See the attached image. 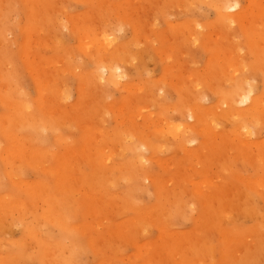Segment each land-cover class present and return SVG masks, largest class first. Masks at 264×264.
I'll return each instance as SVG.
<instances>
[{"label":"rangeland","instance_id":"374dc122","mask_svg":"<svg viewBox=\"0 0 264 264\" xmlns=\"http://www.w3.org/2000/svg\"><path fill=\"white\" fill-rule=\"evenodd\" d=\"M152 1L153 0H149L148 2L146 0H49L48 2H46L48 4H46L44 0H0V224L2 223L0 225V256L2 258H5L6 260L1 261L2 258L0 257V264H199L202 262H204L205 264H221L223 246L232 251L231 248H234L235 244L233 242L227 243V241H224L217 227L222 225V227H228L227 230L232 229L244 234L243 240L246 243V249L248 248V245L250 247H256L258 245V237H262L264 235V190H261V192L263 193L262 195V193H257L254 189L249 188L246 185V182L245 185L244 182L242 183L243 185L240 184V177H245L248 179L261 178L264 180V167H259V165H262L261 163H258L257 165L255 162H253V159L255 158L254 155L262 152L260 154L264 156V152L257 150L258 148L254 146V144L248 148L249 152L252 154L251 155L249 152H247V150L241 149L243 148V146L240 147V143L238 141L234 143L235 146L233 148L232 146H229V148H227V144L224 143L225 141L223 142L220 136L215 140V138L207 135L206 133H196L197 136H195L197 140L192 145H189V147L199 145L200 147H202V150L206 149L208 151L207 155L201 156L202 159H200L201 157L196 158L197 162L198 160H200V162H198L200 163L199 165L203 164V166H199L197 165V163L196 165L198 166V169L197 166L194 165V163L196 162L195 159L188 158V156H186L184 152L181 153L182 149L176 146V143L173 140L167 139L168 141L166 140V143L168 142L169 146L173 145V147H175L173 150L171 148L170 150L169 148L164 150L163 148H166L167 145L163 146L161 144L163 148L160 145V147L157 146L156 149L151 148V151L147 152L150 158H152L148 163H146L147 167L145 166V171H148L152 174L153 180H145L143 178L137 179L134 177L132 178L131 183H129L127 182L128 180L126 181L122 178L124 176H127L126 173L115 169L114 174L111 170V173L108 170L103 171L107 172L105 176L106 178L103 179H109L113 181L118 180L115 182L114 187L111 186L109 182L102 184V187H99L97 183V176H104L102 174V170H100V167H97V164L100 160L99 157L101 155V150H99V148L108 151V153H114V151H116L117 149L118 151H116L115 153H117L118 156L115 161L122 162L130 161L133 155L128 150L125 152H121V147L124 149L129 144V146L133 144H140L142 142V138L148 139V137H151V134L157 137L158 140H156L159 145L162 140L161 136L158 135L159 132L157 133L156 129L157 126L163 127L162 120H160V115L163 114L162 112L166 113L169 109L171 110L172 106L174 107V110L177 106V110H175V113H177L178 110H181L180 105H183V109L185 110L187 106L192 104L195 94L198 93V91L193 89L194 87L192 84H194V86L200 84L198 86L200 87L199 91L201 90L200 92H203V90H206V92L210 94L209 100H207L208 102L206 101L204 103L214 104L219 101L218 97L220 93L217 94L219 89L216 88L220 87L225 91L232 85L230 86L231 82L229 83V80H227V77L224 76V72H222L220 68L217 69L213 67V63H211V60L213 58L215 59V57L217 58V56L223 58L227 57L226 53H229L232 47L234 48L235 46H237L236 49L231 52L232 55L235 52L234 55L236 59L240 58L241 56V58L244 59H239L240 61L237 60L238 62H240V65L243 61L241 66H239L237 62V67L239 69H243V66H245V68L250 66L249 68H247L249 69L247 71L249 73L251 70L250 75L252 73L253 76L254 73L255 75H257L256 79H254L256 82L254 80L253 81L256 84L259 83V92H261L264 88V83L262 82L264 76L258 75L261 71L263 72V70L260 71L259 69L254 68L256 58L253 54L249 38L243 35V33L239 32L241 31L242 27L241 23H236V25L234 24L235 27L232 26L234 28H231V30L229 27L230 31H228V27L220 25L215 8L214 6L210 5V3L208 4L209 1L206 2L208 4L207 5L205 2H201L200 0H189L190 2L186 0L187 2H189L187 7L184 1V4L181 3L182 0H165V2L164 0ZM247 1L241 0V5L245 6V8L247 9L250 8L251 11L249 10L250 12L248 13L252 14L250 17L251 19L256 18V20H252L251 26L256 27L257 23V27L259 26L260 28L263 20H261L262 18L260 17L258 18V16L255 17L254 15H258L260 13L261 8L259 5L262 4L264 0H256L258 1L257 4H254L252 7H250V0ZM105 2H108L109 4L111 2L112 4L108 6L109 4L107 3L106 6ZM191 2L192 7L189 5L191 4ZM127 3H129V5H127ZM172 3L174 5H171ZM163 4H165L166 7L168 5L170 7L164 8ZM199 4L202 5L199 6ZM203 4L207 6H204ZM111 6L113 10L112 8L110 9ZM125 6L130 7L129 9L127 8V10ZM45 9L47 12L45 11ZM164 9H166V11ZM73 16L75 18H73ZM129 18L131 19V22H129ZM132 18L134 19L132 20ZM258 20H260L261 23ZM190 21L192 24L190 23ZM89 23H91L92 25H89ZM196 24L198 28H202L205 26V28H202V35L199 34L203 36L201 37L200 42L198 41V43H202L200 45H198V43L194 44L193 42L195 34H193V37L190 36L193 33L192 29L194 30L197 28L195 26ZM186 25L188 26L187 31L184 29L187 27ZM65 27H67L68 30H66ZM78 27H80L82 30H80ZM94 27H96L95 30ZM181 27L184 30H182ZM201 28H199L200 31L202 30ZM38 29L39 31H37ZM222 29L224 31L227 30L226 33ZM107 30L110 33H113V35L114 31L115 33L118 32L116 33L118 36H116V34L114 36L120 38L117 39H119V42H122L123 47L126 45L124 49L127 52L123 57L126 56V58L130 59L128 61H132L130 63H125L126 65L128 64L127 66H125V69L127 70L129 68L127 70L129 76L128 86L131 85V87H128L129 90L123 88L122 86L110 89L99 88L97 90V86L94 87V84L90 82L89 76L92 75V72L96 69V61L93 60L94 58H90L91 56L89 54L91 50H88L89 48H87L86 50H82L86 46H90L88 44L90 40L89 38H85L86 40H89L86 42V40L81 39V36H85L88 34H92V36L103 35L104 31ZM215 32H217V36ZM218 33L221 34L220 37L216 39L220 40L218 42V40L215 39L217 41L216 42L214 41L212 35L215 34V36L218 37ZM223 35H225L226 38ZM182 36H184V38ZM237 36H242L240 38L242 41H240L239 37ZM60 37L65 41L61 39L63 42H59ZM148 37L150 40L148 39ZM236 37L237 39H235ZM79 38L81 41L79 40ZM171 38L175 41H172ZM175 38H179V42H177V39ZM231 38L233 44H231ZM147 39L148 41H145ZM224 39L226 40V42H228L227 45ZM233 39L237 41L234 42ZM54 41L56 43H54ZM79 42H81V44L86 43L84 44V48H82L83 45L81 46ZM240 42H242V44ZM185 43L189 44L186 46ZM211 43L213 44L211 45ZM127 44L128 49L132 47V49L130 48L131 50L127 49ZM78 46L82 49H80ZM239 46L240 48L248 49L244 51L243 49L239 50ZM36 47L37 49H35ZM222 49H224V51ZM173 50L174 52H172ZM237 50L240 52H237V56H239L238 58L236 56ZM133 53H135V55ZM135 58H137V60H135ZM67 60L68 65L64 66V61ZM30 62H34V64H30ZM62 62L64 63V65ZM133 62L134 64H132ZM246 62L248 63V66L245 65ZM259 67H264V65ZM40 69H42L40 74L43 77L40 76L39 73H37L38 71H40ZM68 69L69 71H66ZM62 70H65V72H62ZM53 72H55V74ZM236 72L237 71H235V73ZM38 76L39 78H42L39 79ZM208 76L209 79H207ZM211 76L214 79L216 78L217 81H223H216L214 87L213 85L215 80L212 79ZM161 77H163V80H157ZM185 78V84L188 83L185 86V90L188 91L186 93L183 89V91H181V96L180 92H178L177 89L174 88L181 86V81L183 82ZM38 79L42 82L44 81L45 83L46 88L43 93L49 92L44 98L46 99L45 104L43 103L44 107L39 102L40 91ZM194 79H196V81ZM49 81L51 82L48 84ZM178 81H180V84H178ZM175 82L176 85L179 86L176 87L175 85L174 87ZM226 82H228L229 85H227ZM88 83L90 84L89 86L86 85ZM217 83H219L220 85L218 86ZM92 84L93 87L91 86ZM133 84L135 86L137 85L138 87L136 86L134 87V89H132ZM190 85L192 87H190ZM157 86L158 88L164 87L165 92H167L165 94L167 95L165 96V98L167 97V99L164 100H168L169 102H165V107L163 104L164 101L162 99H160L158 102H154V100V104H152V101L148 102V100H151L152 97L149 96L148 93H150L152 89L156 90L155 87L157 88ZM186 87L191 91L189 89H186ZM212 87H214L216 91H214ZM63 88L64 90H67L65 92V97L67 98L70 96L69 98H67L68 100L66 98L60 100L61 96L59 94V90H61L62 92ZM91 88H93L94 91H92ZM136 88L137 91L135 90ZM222 89H220L219 92H221ZM193 91L196 92L194 93ZM145 92H147L146 94L148 95L147 102L148 104H150L149 106L151 107L156 105L155 108L153 107L154 109L151 108L146 110L147 107H149L147 106V102H145L146 100L144 99V101H141V99H139L142 98L143 100V97H146ZM55 93H57L58 97ZM66 93L69 94L67 95ZM183 94L188 95V97H186V95L184 96ZM137 95H139L140 97H138ZM179 95L181 98L179 97ZM138 99L141 101L142 105L140 103H137ZM161 100L163 102H161ZM119 104H121V106ZM158 104L159 107H157ZM19 105L22 108V112L17 111V109L20 110V108L18 107ZM94 106L97 107L95 108ZM122 106H124V108L126 106L127 113L124 112L126 111V109L121 110ZM142 106L144 107V115H147L148 113L153 111V125L149 123L147 119H145L146 117L135 116L139 114L138 111L140 109L138 110V107L142 108ZM48 107L51 108L52 111L49 110ZM92 107L93 109H96V111L92 110ZM109 107L111 108L108 109ZM24 108L29 109L28 112L27 110L23 112ZM47 110L51 111V113L45 114L44 111ZM104 110L107 112H105ZM170 110L168 113L174 116H178V114L180 113L178 111L179 113L175 115V113L171 112ZM129 112L131 113L129 114ZM134 112H136L137 114ZM17 113H19L20 115L18 116L19 121H17ZM119 113H121V115H119ZM170 114H168L169 117H174ZM13 115L16 117L14 118ZM125 115L127 116L125 117L127 119L123 117ZM75 116L76 120H79V122H77L76 120H71L73 118L75 119ZM96 116L98 119L96 118ZM156 116L157 120L155 119ZM162 116H165V114H163ZM209 116L208 118H211L212 114ZM52 117H54V120L56 121L54 125H57V130H32L31 123H33L35 119L46 120L51 119ZM81 118L85 120L81 122ZM123 118L124 120H122ZM143 119L145 120L143 121ZM7 120L9 122H7ZM5 121L7 123H5ZM11 122L15 125L10 127V125H12L10 124ZM156 122L157 125L154 126ZM221 122L223 124L222 129L227 131L231 129V121L221 119ZM58 123H60L61 125ZM140 123L143 124L140 125ZM4 124L8 126V129L3 130V128H7V126H5ZM3 125L5 127H3ZM85 126H87L88 128H85ZM199 126L198 129L200 130ZM16 127L18 128L16 129ZM135 130H137V132H135V135L133 133L131 136L130 133L132 132L130 131ZM100 131L102 132V135H100ZM116 132H119L121 134V137L117 138L116 136H114V139L111 136H113V134ZM103 133L106 134V137L103 136ZM136 133H138V135ZM58 134L62 135L65 138L67 144L64 141H61L60 143V141L56 139ZM55 135L56 137H54ZM127 135L128 137L131 136L132 139L134 135V140L130 138L132 143L129 141L130 139L127 137ZM141 135L143 137H140ZM255 135V137H253V140L256 139L257 141L260 140L264 142L263 127H260ZM100 136H103V139H105L103 142L99 140L101 138ZM135 136H137V138H135ZM67 137L68 140L66 139ZM96 137H98L99 139L97 140ZM124 137L128 138L126 140L129 141L128 143H124ZM121 139H123V143ZM63 142L65 144H62ZM149 142L150 141L148 140V142L146 143L149 144ZM224 145L227 151L224 152L223 155L213 154L212 151L209 150V148L212 146H215V148H223L222 146ZM107 146H112L113 148H110L111 150L109 151V148L105 149V147ZM94 147L96 148L95 150L93 149ZM161 148L164 151H162ZM83 149H86V153H88L92 149V157L87 158L86 154L83 152ZM157 149H160V153H158L159 151ZM34 150L35 152L42 151L41 153H45L46 151L50 153H46V157H48L49 155L52 157H49L50 160L46 158L44 159V156L39 153V159H36L38 152H36V155H34ZM228 150H231L232 152H229ZM204 152L205 150L202 152V154ZM227 152L229 153V155H227ZM245 152L249 154L250 161L248 160L247 164H245L246 159H244V156L242 155V153ZM123 153L125 157L122 156ZM156 153L159 154L160 159L164 161H160V163H158L157 161H159L160 159L158 160V158H156L159 156ZM53 154L55 155L53 156ZM74 154H77V156ZM4 155L5 157H3ZM224 155L227 156L225 157ZM40 156L43 159H40ZM84 157H86V159L88 160L85 161V159H83ZM206 157H208L207 160ZM224 157L227 159V161ZM233 157L237 160V162H234L235 160L233 159ZM188 159H190L191 162H189ZM192 160H194V162H192ZM187 161L189 162L188 164L186 163ZM178 162H180V165L178 164ZM232 163V167L234 169L230 166ZM32 164L33 166H31ZM164 164H166L169 169L166 165L165 167ZM227 164L229 165V167ZM253 164L254 166H251ZM255 165H257V167ZM175 167L176 169H174ZM224 167L226 171L224 170ZM67 168L69 169V171L65 174ZM194 168H196V170ZM203 168L206 173L204 172ZM49 171L51 173L55 172V174L52 173L53 176H51V173H49ZM169 171H171L172 173ZM195 172L197 173V175ZM208 172H210V175L208 174ZM207 174L209 176H207ZM220 174L222 175L220 178L222 181H220V179H216V181L224 185H222L223 190L221 191L216 189L215 186L219 185H217L218 183L214 179L215 182H212L213 186H209V189L212 190H209L211 195L208 194L206 195L207 198L203 197L201 199L202 194H200L201 196H198L199 194L197 195L194 189V187H199V185L197 184L195 186L193 181H206V179L208 180L207 177L210 178L212 175H217L218 177H220ZM85 177L87 180H85ZM177 177L179 178L178 183ZM204 177H206V179ZM82 178L84 180H82ZM159 178H162V180L166 179L165 181L167 182L162 181ZM171 179H174V181H171ZM181 179L183 181L184 179L187 181H184L186 183V185L183 184L185 185L184 187H181V183L183 182ZM77 180L79 183L77 182ZM225 180L227 184L224 183ZM160 181H162L163 183ZM210 181L212 180L210 179ZM20 182L22 184H27L20 185ZM66 182L67 184L68 182H70L71 184L66 185ZM201 183H203V188L208 187L204 186V182ZM228 183L230 184L229 186ZM61 186H64L62 187L63 189H61ZM234 188H237V191ZM238 189L240 190L238 191ZM36 190H38L39 192ZM249 190H252V192ZM57 191L58 195L56 194ZM241 191L245 193V198L247 197V195L248 197L250 196V206L253 210L254 215L244 216L242 213L240 214V205L245 201L243 200L241 203ZM41 192H43L44 194ZM161 192L165 194L162 195L163 193L161 194ZM250 192L252 194H250ZM113 194L118 195L119 197L113 199ZM123 194L130 197L132 202L135 201V204L131 203L130 206H126L123 199L121 198V195L123 196ZM158 194H161L163 196L162 200L159 198ZM52 195L56 197V200L54 201L55 206L51 209L55 210L57 214L63 216L64 219L65 217L63 212L67 211L65 212V216L68 220H65L69 224L72 223V226H77L78 231L63 229L57 223L47 222L43 219L44 211L49 208L48 202H46V198ZM94 196L96 197L94 198ZM232 197L237 198H234L232 200ZM1 200L4 202H2ZM215 200L217 201V204L215 203ZM174 201L176 202L175 204ZM178 201L184 203V205L186 206L185 210L182 211L178 206H176ZM209 202H211L212 204V206L211 204L209 205L211 206V208H208L207 206ZM219 203L220 207L218 205ZM216 205L217 208H213L214 206L216 207ZM65 207L67 209H65ZM190 207H192V209L195 211H193ZM98 209L99 213L96 212ZM215 209H218L217 211H220L217 219L215 217H211L209 215L210 213H208L211 210ZM152 210V219L145 218V216H147L146 212ZM229 210L232 212H229ZM140 211H144L145 215H143V213H141ZM232 213L233 215H231ZM69 215H71L72 217ZM222 215H225V217ZM228 215H231L232 217L230 216L229 218ZM169 216L172 218L168 219ZM206 216L210 218H205ZM166 218L168 219V221ZM131 221H133V223ZM157 221H159L160 225ZM137 224L139 225L138 227L136 226ZM126 227H128L129 229H127ZM32 229H36L39 234L41 233L40 235L42 236H50L56 243H58L57 245L60 251L56 254L57 257L54 261L52 260L54 256L51 255L52 252L50 251L49 253H47L48 256L50 254V257H48L44 254L43 248L39 246V244H37L38 242L35 238H33L31 232ZM197 229L198 231H196ZM127 234L129 236H127ZM199 234L203 238L199 237ZM195 235L197 238H199V240L196 237V239L194 238ZM190 240H192V243ZM254 241L255 243H252ZM203 242L208 244L211 248H205V244ZM168 243L171 244L169 245ZM258 250L259 249L257 246V251ZM240 253L241 250L238 252V254ZM263 257L264 254L262 255V257H259L260 260L258 264H264Z\"/></svg>","mask_w":264,"mask_h":264},{"label":"bare ground","instance_id":"6f19581e","mask_svg":"<svg viewBox=\"0 0 264 264\" xmlns=\"http://www.w3.org/2000/svg\"><path fill=\"white\" fill-rule=\"evenodd\" d=\"M39 1H41V0H39ZM45 1V3L46 2H48L49 0H44ZM147 2L149 1V0H146ZM151 1V0H150ZM154 1V0H153ZM152 1V2H153ZM156 1V0H155ZM159 1V0H158ZM157 1V2H158ZM179 1H181V0H179ZM185 2V5H186V7L188 6V3L190 2L189 0V2H187L186 0H182V2L181 3H183L184 4V2ZM194 1V0H193ZM201 2H207V1H209L208 2V4L210 3V5H212V6H214V8H215V11H216V14H217V16H218V21H219V23H220V25H224V26H226V27H228L227 29H228V31H230L231 30V28H234L235 27V25H236V23L237 24H239V23H241L242 25V27H241V31H239V30H237V31H239V32H241V33H243V35H245L247 38H249V40H250V45L252 46V51H253V54H254V56H255V58H256V62H255V65H254V68H256V69H259L260 71L261 70H263V72L261 71L259 74L258 73H256V74H258V75H263L264 76V67H259V66H263L264 65V2L262 3V4H260L259 6H260V8H261V11H260V13L258 14V15H254L255 17H257L258 16V18L260 17V18H262L261 20H263L262 21V23H261V21L260 20H258V21H260V23L262 24L261 26H260V28H259V26L257 27V23H256V27H252L251 25H252V20H256V18H253V19H251L250 17H251V13H248V12H250L251 10H250V8L249 9H247V8H245V6H243V5H241V0H200ZM247 1V0H246ZM51 2V1H50ZM164 2H165V0H164ZM248 2V1H247ZM257 2L258 1H256V0H250V3H251V6L250 7H252L254 4L256 5L257 4ZM107 3L108 2H105V5L107 6ZM150 3V2H149ZM175 3V2H174ZM197 3V2H196ZM1 4V3H0ZM30 4V3H29ZM28 4V5H29ZM36 4V3H35ZM35 4H34V6H35ZM38 4V3H37ZM46 4H48V3H46ZM45 4V5H46ZM103 4V3H102ZM109 4V3H108ZM110 4H112L111 2H110ZM110 4L108 5V6H110ZM179 4H180V2H179ZM207 4V3H206ZM207 4V5H208ZM104 5V6H105ZM127 5H129V3H127ZM164 5V8H167V7H170L169 5H170V3H169V5L166 7V5L165 4H163ZM162 5V6H163ZM171 5H174L173 3L171 4ZM190 6L192 5V2H191V4H189ZM202 4H199V6H201ZM204 5V4H203ZM207 5H204V6H207ZM50 6V5H49ZM103 6V7H104ZM132 6V5H131ZM161 6V5H160ZM189 6V7H190ZM193 6H194V4H193ZM199 6H197V7H199ZM4 7V6H3ZM38 7V6H37ZM124 7V6H123ZM126 7V6H125ZM129 7L130 6H127L126 7V9L128 8L129 9ZM182 7V6H181ZM192 7V6H191ZM36 8V7H35ZM108 8V7H107ZM112 8V6L110 7V9ZM157 8H158V6H157ZM196 8V7H195ZM201 8V7H200ZM208 8V7H207ZM255 8V7H254ZM50 9V8H49ZM127 9V10H128ZM185 9V8H184ZM256 9V8H255ZM42 10V9H41ZM51 10V9H50ZM66 10H67V8H66ZM112 10H113V8H112ZM156 10V9H155ZM165 11H166V9H164ZM250 10V11H249ZM45 11H46V9H45ZM52 11V10H51ZM163 11V10H162ZM256 11V10H255ZM254 11V12H255ZM259 11V10H258ZM47 12V11H46ZM50 12V11H49ZM68 12V11H67ZM161 12V11H160ZM52 13V12H51ZM55 13V12H54ZM130 13V12H129ZM166 14V13H165ZM128 16V15H127ZM93 17V16H92ZM96 17V16H95ZM131 17V16H130ZM73 18H75L74 16H73ZM168 18V17H167ZM257 18V19H258ZM15 19H17V18H15ZM92 19V18H91ZM128 19V18H127ZM134 18H132V20H133ZM139 19V18H138ZM50 20V19H49ZM75 20V19H74ZM129 22H131V19L129 18ZM137 20V19H136ZM11 21V20H10ZM38 21V20H37ZM144 21V20H143ZM5 22V21H4ZM56 22V21H55ZM60 22V21H59ZM120 22V21H119ZM140 22H142V21H140ZM145 22V21H144ZM170 22V21H169ZM168 22V23H169ZM256 22V21H255ZM152 23V22H151ZM190 23H191V21H190ZM215 23H217V22H215ZM214 23V24H215ZM259 23V24H260ZM118 24H120V23H118ZM117 24V25H118ZM170 24V23H169ZM168 24V25H169ZM172 24V23H171ZM188 24H189V22H188ZM192 24V23H191ZM213 24V25H214ZM235 24V25H234ZM89 25H92L91 23H89ZM140 25V24H139ZM255 25V24H254ZM61 26V25H60ZM65 26V25H64ZM123 26V25H122ZM187 26V25H186ZM196 27V29H192V31H193V33L190 35V36H192L193 37V34H195V37L193 38V42H194V44L195 43H198V41L200 42V39H201V37H203V36H201L202 34H201V32H203V29L202 28H205V26L204 27H199V28H201L202 30L200 31L199 30V28H198V26H197V24L195 25ZM201 26V25H200ZM203 26V25H202ZM208 26V25H207ZM212 26V25H211ZM215 26V25H214ZM232 26H234V27H232ZM62 27V26H61ZM111 27V26H110ZM117 27H120V26H117ZM217 27V26H216ZM219 27V26H218ZM229 27H230V30H229ZM56 28V27H55ZM66 28V30H68L67 29V27H65ZM80 30H82L80 27H78ZM92 28V27H91ZM95 28L96 27H94V30H95ZM123 28V27H122ZM137 28H138V26H137ZM137 28H136V30H137ZM187 28H188V26L186 27V28H184L186 31H187ZM237 28V27H236ZM40 29V28H39ZM39 29L37 30V31H39ZM61 29V28H60ZM119 29V28H118ZM141 29V28H140ZM181 29L182 30H184L182 27H181ZM219 29V28H218ZM62 30V29H61ZM78 30V29H77ZM99 30V29H98ZM181 30V31H182ZM217 30V29H216ZM220 30V29H219ZM223 30V29H222ZM79 31V30H78ZM103 31V30H102ZM121 31V30H120ZM119 31V32H120ZM189 31V30H188ZM224 31V30H223ZM226 31L227 30H225L224 32L226 33ZM15 32V31H14ZM152 32V31H151ZM233 32V31H232ZM43 33H45V32H43ZM91 33V32H90ZM116 33H118V32H116ZM115 33V31H114V35L116 34ZM197 33V34H196ZM217 32H215V34H216ZM237 33V32H236ZM98 34V33H97ZM137 34H138V32H137ZM165 34V33H164ZM167 34V33H166ZM185 34H187V33H185ZM199 34H201V35H199ZM215 34L214 35H212V37L214 38V41H216V40H218V39H216V38H219L220 37V34L221 33H218V37H216L217 36V34H216V36H215ZM6 35V34H5ZM44 35V34H43ZM83 35V34H82ZM113 35V33H110L108 30L107 31H104V33H103V35H94V36H92V34H88V35H85V36H81V39L82 40H86L85 38H89V40H86V42L87 41H89V45L90 46H86L85 48H84V44H86V43H83V44H81V42H79V44H81V46L83 45V47L82 48H84V49H82V48H80L79 46V48L80 49H82V50H86L87 48H89L88 50H91V52H90V58H94L93 60H95L96 61V69L92 72V75H90L89 76V79H90V82L91 83H93L94 84V87L95 86H97V90L100 88H106V89H110V88H117V87H119V86H122L123 88H125V89H127V90H129L128 89V87L130 86L131 87V85H129L128 86V78H129V76H128V67H126V68H128L127 70L125 69V66H127L125 63L127 62H132V61H128V60H130L129 58H126V56L125 57H123L124 56V54H126V50L124 49L125 47H126V45L123 47L122 46V42H119V37H116V36H118L117 34H116V36H114ZM58 36H60V35H58ZM120 36V35H119ZM145 36V35H144ZM144 36H142V37H144ZM165 36V35H164ZM189 36V37H190ZM225 38H226V36L225 35H223ZM222 36V37H223ZM230 36V35H229ZM183 38H184V36H182ZM191 37V38H192ZM222 37H221V39H222ZM232 37V36H231ZM237 37H239V39L242 37H240V36H237ZM237 37L235 38V39H237ZM117 38H119V39H117ZM155 38V37H154ZM188 38V37H187ZM228 38V37H227ZM61 39H63V38H61L60 37V41L59 42H61L62 40ZM146 39V38H145ZM148 39H149V37H148ZM148 39L147 40H145V41H148ZM172 39V38H171ZM175 39H177V42H179L178 40H179V38H175ZM216 39V40H215ZM238 39V40H239ZM59 40V39H58ZM57 40V41H58ZM64 40V39H63ZM79 40H80V38H79ZM150 40V39H149ZM174 39H172V41H173ZM220 40V39H219ZM219 40H218V42H219ZM225 40V39H224ZM231 40V44H233V42H232V38L230 39ZM234 40V39H233ZM6 41H7V39H6ZM56 41V40H55ZM54 41V43H56ZM65 41V40H64ZM81 41V40H80ZM171 41V40H170ZM175 41V40H174ZM188 41V40H187ZM228 41V40H227ZM235 41H237V40H234V42ZM240 41H242L241 39H240ZM16 42V41H15ZM51 42V41H50ZM63 42V41H62ZM85 42V41H84ZM136 42V41H135ZM141 42V41H140ZM217 42V41H216ZM225 42H226V40H225ZM5 43V42H4ZM52 43V42H51ZM58 43V42H57ZM134 43V42H133ZM143 43V42H142ZM159 43V42H158ZM171 43V42H170ZM175 43V42H174ZM227 43L228 42H226V45H227ZM237 43V42H236ZM241 44H242V42H240ZM239 43V44H240ZM59 44V43H58ZM62 44V43H61ZM64 44V43H63ZM87 44V45H88ZM130 44H132V43H130ZM173 44V43H172ZM177 44V43H176ZM186 44V43H185ZM189 43H187L186 44V46L188 45ZM200 44H202V43H198V45H200ZM213 43H211V45H212ZM219 44V43H218ZM1 45V44H0ZM5 45V44H4ZM36 45V44H35ZM49 45V44H48ZM53 45V44H52ZM149 45V44H148ZM183 45V44H182ZM181 45V46H182ZM222 45V44H221ZM7 46H8V44H7ZM145 46V45H144ZM202 46V45H201ZM206 46V45H205ZM240 46H243V45H240ZM240 46H239V50L240 49H243V48H240ZM1 47V46H0ZM130 47V46H129ZM208 47V46H207ZM236 47L237 46H235L234 48L232 47V49L229 51V53H226L227 54V57H218L217 56V54H216V56H217V58L215 57V59L213 58L212 60H211V63H213V67H215V68H220L221 69V71L222 72H224V76L225 77H227V80H229V83H230V86H228V87H230L229 89H227V90H223L222 88H220V87H217L216 89H219V91H220V89H222L221 90V92H217V94H219V101L217 102V103H210V104H206V103H204V102H206L207 100H209V95L210 94H208V92H206V90L204 91L203 90V92H200L199 91V89H200V87H198L200 84H197V85H195L194 86V84H192L193 85V89L194 90H196V91H198V93H196L195 94V96H194V98H193V100L194 101H192V104H190L189 106H187V108H185V110L183 109V105H180L181 106V110L178 112L177 111V113H179L178 114V116H174V115H171L170 113H168L169 112V110H168V112H162L163 114H165V116H162L163 114H161L160 116V120H162V125H163V127L162 126H157V129H156V131H157V133H158V135L159 136H161V140H162V142H160L159 143V145H158V142H157V137L156 136H154V135H150L151 137H148V139L147 138H145V139H141L142 140V142L140 143V144H133V145H131V146H129V145H127V147L126 148H122L121 147V152H125V151H129V152H131V154L133 155V157L130 159V161H122V162H118V161H115L116 159H117V156H118V154L117 153H115L116 151H118L117 149H116V151H114V153L112 152V153H108V151H106V150H102V149H100L99 148V150H101L100 152H101V155H100V157H99V163L97 164V167L99 166L100 167V170H102V172L103 171H109L110 172V170L112 171V173L114 174V171H115V169H117V170H119V171H121V172H125L126 173V177L124 176V177H122L123 179H125L127 182H129V183H131V180H132V178H143V179H145V180H153V178H152V174L151 173H149L148 171H145V166H146V163H148L149 161H150V159L152 158H150V156L148 155V151H151V148H154V149H156V147L157 146H159L160 147V145L162 144L163 146L165 145H167L166 146V148H163L162 147V145H161V147L165 150V149H168L169 148V150H170V148L173 150L175 147H173V145H171V146H169L168 145V142L166 143V140L168 139V140H173L175 143H176V146H178L179 148H181L182 149V151H181V153L182 152H184L185 154H186V156H188V158H190V159H195V163H194V165L195 166H197V165H199L200 163H198V162H200V160H198V162H197V160H196V158H200L201 156H203V155H207L208 154V151L206 150V149H201L202 147H200L199 145H197V146H194V147H189V145H192L197 139H196V133H200V132H203V133H206L207 135H209V136H211V137H213V138H215V140L217 139V137H221V139L223 140V142L224 143H226L227 144V148H229V146H232V148L235 146L234 145V143L236 142V141H238L239 143H240V147L241 146H243V148H241V149H244V150H247V152H249V147H251L253 144H254V146H256L258 149L257 150H259V151H263L264 152V142H262V141H260V140H253V137H255L256 135H255V133H257V130L260 128V127H263L264 128V88L262 89V91L261 92H259L260 90H258L259 89V87H258V84H256L255 82V80L254 79H256V76L257 75H255V73H254V76L251 74L250 75V72H251V70H250V72L248 73V71L247 70H249V69H247V68H249L250 66H248V63L246 62L245 63V65L246 66H248L247 68H245V66H243L244 68H245V71H244V68L243 69H239L238 67H237V65L240 63V62H238V61H240L239 59H243V58H238L239 56H237L238 55V53H240L238 50L236 51V56H237V58L238 59H236V57H235V55H234V53H233V55H232V53L231 52H233L234 51V49H236ZM245 47V46H244ZM49 48V47H48ZM131 49H132V47H130ZM129 48V49H130ZM155 48V47H154ZM184 48V47H183ZM31 49V48H30ZM35 49H37V47L35 48ZM127 49H128V44H127ZM128 49V50H129ZM130 49V50H131ZM138 49V48H137ZM248 48H244L243 49V51L244 50H247ZM51 50V49H50ZM223 51H224V49H222ZM226 50V49H225ZM32 51V50H31ZM30 51V52H31ZM169 51V50H168ZM177 51V50H176ZM211 51V50H210ZM209 51V52H210ZM223 51H221V52H223ZM87 52V51H86ZM137 52V51H136ZM139 52V51H138ZM141 52V51H140ZM172 52H174V50L172 51ZM171 52V53H172ZM217 52V51H216ZM248 52V51H247ZM42 53V52H41ZM157 53V52H156ZM184 53H185V51H184ZM244 53V52H243ZM72 54H73V52H72ZM134 55H135V53H133ZM164 54H165V52H164ZM228 54H229V56H228ZM242 54V53H241ZM71 55V54H70ZM248 55V54H247ZM246 55V56H247ZM75 56V55H74ZM73 56V57H74ZM152 56V55H151ZM171 56V55H170ZM134 57H137V56H134ZM165 57H167V56H165ZM77 58V57H76ZM220 58V59H219ZM40 59H42V58H40ZM63 59V58H62ZM61 59V60H62ZM52 60V59H51ZM64 60V59H63ZM75 60V59H74ZM92 60V59H91ZM135 60H137V58H135ZM238 60V61H237ZM244 60V59H243ZM46 61H47V59H46ZM251 61V60H250ZM65 62V65H64V63H63V65L64 66H67L68 65V60L67 61H64ZM209 62V61H208ZM237 62H238V64H237ZM243 62V61H242ZM242 62H241V65H242ZM249 62V61H248ZM67 63V64H66ZM81 63V62H80ZM30 64H34V62H30ZM59 64V63H58ZM70 64V63H69ZM132 64H134V62L132 63ZM244 64V63H243ZM57 65V64H56ZM240 64H239V66H241ZM9 66V65H8ZM43 66V65H42ZM63 66V67H64ZM132 66V65H131ZM32 67V66H31ZM33 67H34V65H33ZM50 67H51V65H50ZM83 67V66H82ZM85 67V66H84ZM175 67V66H174ZM178 67V66H177ZM67 68V67H66ZM65 68V69H66ZM180 68V67H179ZM242 68V67H241ZM46 69V68H45ZM83 69H86V68H83ZM175 69H177V68H175ZM37 70V69H36ZM41 70L42 69H40V71H38L37 73H41ZM47 70V69H46ZM73 70H74V68H73ZM72 70V71H73ZM207 70V69H206ZM216 70V69H215ZM65 72V70H62V72ZM66 71H69V69L68 70H66ZM176 71V70H175ZM235 71H237L236 73H235ZM257 71V70H256ZM48 72V71H47ZM216 72V71H215ZM54 74H55V72H53ZM169 73V72H168ZM167 73V74H168ZM43 74V73H42ZM217 74V73H216ZM40 76H42L41 74H40ZM55 76V75H54ZM170 76V75H169ZM189 76V75H188ZM220 76V75H219ZM223 76V75H222ZM251 76H253V77H251ZM262 76V77H263ZM43 77V76H42ZM41 77V78H42ZM181 77V76H180ZM192 77V76H191ZM195 77V76H194ZM217 77V76H216ZM225 77H220V78H225ZM38 78H39V76H38ZM41 78H39V79H41ZM82 78V77H81ZM211 78L212 79H214L212 76H211ZM219 78V77H218ZM217 78V79H218ZM1 79H2V77H1ZM38 79V80H39ZM56 79V78H55ZM163 80V77H161L160 79H157V80ZM171 79V78H170ZM190 79V78H189ZM206 79V78H205ZM207 79H209V76L207 77ZM53 80V79H52ZM185 80H186V78L184 79V81L182 82L181 81V84H180V81H178L177 83L178 84H180L181 86H179V85H176V82L174 83V87H175V85H176V87L177 86H179V87H177V88H174V89H177V91L178 92H180V95L182 96V93H181V91H183V89L185 90V86H186V84H188V83H186L185 84ZM195 81H196V79H194ZM215 80V81H214ZM213 81H214V87H215V84H216V78L214 79ZM255 82H254V81ZM54 81V80H53ZM57 81V80H56ZM87 81V80H86ZM166 81V80H165ZM208 81H210V80H208ZM218 81H221V80H218ZM217 81V82H218ZM223 81V80H222ZM221 81V82H222ZM225 81H226V79H225ZM51 81H49L48 82V84L50 83ZM59 82V81H58ZM89 82V83H90ZM163 82V81H162ZM171 82H173V81H171ZM262 82L264 83V79L262 80ZM39 91H40V98H39V102L42 104V106H43V103L45 104V102H46V99H44L45 97H46V94H48V93H43L44 91H45V88H46V86H45V83H44V81L42 82L41 80H39ZM54 83V82H53ZM86 84V85H90V84ZM153 83V82H152ZM152 83H150V84H152ZM166 83V82H165ZM165 83H164V85H165ZM168 83V82H167ZM182 83H184V84H182ZM227 83V85H229V83L228 82H226ZM44 84V85H43ZM93 84L91 85L92 87H93ZM172 84V83H171ZM218 84V86L220 85L219 83H217ZM223 84V83H222ZM224 84H225V82H224ZM141 85V84H140ZM158 85V84H157ZM162 85H163V83H162ZM173 85V84H172ZM137 86V85H136ZM134 84H133V87H132V89H134V87H136ZM145 86V85H144ZM188 86V85H187ZM223 86V85H222ZM63 87V86H62ZM86 87V86H85ZM84 87V88H85ZM138 87V86H137ZM150 87H152V86H150ZM150 87H148V88H150ZM167 87V86H166ZM190 87H192L191 85H190ZM214 87H212L213 89H214ZM227 87V86H226ZM65 88V87H64ZM64 88H63V90H62V92H61V90H59L60 92H59V94H60V100H63V99H65L66 97H65V92L67 91V90H64ZM87 88V87H86ZM146 88V87H145ZM147 88V89H148ZM154 88V87H153ZM179 88V89H178ZM6 89H7V87H6ZM92 89V91H94V89L93 88H91ZM152 89V88H151ZM155 89L156 90H154V89H152L151 91H150V93H148L149 94V96H152L151 97V100L149 99H147L148 98V95L146 94L147 92H145V95H146V97H143V100H142V98H139V99H141V101H144V99L146 100L145 102H147V100H148V102H151L152 101V104H154L153 103V101L154 102H158L160 99H162L163 101H164V107H165V102L166 101H168V100H164V99H167V97L165 98V96H167V95H165L167 92H165V88L164 87H160V88H158V86H157V88L155 87ZM186 89H189V88H187L186 87ZM192 89V90H193ZM216 89H214V91H216ZM225 89V88H224ZM85 90V89H84ZM136 91H137V88L135 89ZM146 90V89H145ZM144 90V91H145ZM150 90V89H149ZM162 92H161V91ZM190 90V89H189ZM208 90H209V88H208ZM143 91V90H142ZM188 91V90H187ZM187 91L185 90V92L187 93ZM191 91V90H190ZM189 91V92H190ZM196 91H193L194 93L196 92ZM87 92H88V90H87ZM95 92H96V90H95ZM101 92V91H100ZM161 92V93H160ZM177 92V93H178ZM184 92V93H185ZM86 93V92H85ZM135 93V92H134ZM56 95H57V93H55ZM67 95L69 94V93H66ZM143 94V93H142ZM56 95H55V97H56ZM163 95V96H162ZM168 95H170V94H168ZM180 95H179V97H180ZM184 95V94H183ZM186 95V94H185ZM184 95V96H185ZM192 95V94H191ZM84 96V95H83ZM138 97H140L141 96V94H140V96L139 95H137ZM136 96V97H137ZM189 96H190V93H189ZM14 97V96H13ZM57 97H58V95H57ZM70 97V96H69ZM69 97H67V98H69ZM186 97H188V95H186ZM48 98V97H47ZM66 98V99H67ZM150 98V97H149ZM152 98H153V100H152ZM181 98V97H180ZM5 99V98H4ZM53 99V98H52ZM57 99V98H56ZM138 99V100H139ZM15 100V99H14ZM60 100H59V102H60ZM68 100V99H67ZM133 100V99H132ZM137 100V103L139 104H141V101L139 100L138 101ZM161 100V102H163ZM177 100H179V99H177ZM49 101V100H48ZM50 101H51V99H50ZM95 101V100H94ZM101 101V100H100ZM190 101H191V99H190ZM190 101H188V102H190ZM134 102V101H133ZM144 102V103H145ZM148 102H147V104H148ZM169 102V101H168ZM185 102V101H184ZM208 102V101H207ZM5 103V102H4ZM50 103V102H49ZM101 103V102H100ZM136 103V104H137ZM143 103V102H142ZM160 103V102H159ZM14 104V103H13ZM53 104V103H52ZM65 104V103H64ZM113 104H115V103H113ZM122 104V103H121ZM121 104H119L120 106H121ZM127 104V103H126ZM135 104V105H136ZM155 104H157V103H155ZM185 104V103H184ZM6 105V104H5ZM8 105H10V104H8ZM119 105H117V106H119ZM128 105V104H127ZM129 105H131V104H129ZM142 105V104H141ZM150 104H148L147 106H149ZM162 105V104H161ZM176 105V104H175ZM17 106V105H16ZM41 106V105H40ZM53 106V105H52ZM106 106V105H105ZM104 106V107H105ZM109 106V105H108ZM137 106V105H136ZM135 106V107H136ZM172 106V105H171ZM9 107H11V106H9ZM19 108H20V110L19 109H17V111L18 112H22V108L20 107V105L18 106ZM44 107V106H43ZM49 107H51V106H49ZM48 107V108H49ZM80 107V106H79ZM95 107V106H94ZM97 107V106H96ZM95 107V108H96ZM114 107V106H113ZM131 107V106H130ZM134 107V108H135ZM146 107V106H145ZM150 107V106H149ZM149 107H147V109L146 110H148V109H151V108H155L156 107V105L155 106H151L150 108ZM157 107H159V104H158V106ZM173 107V106H172ZM172 107H171V112H176L175 110H177L176 108H177V106H176V108H175V110H174V107H173V109H172ZM179 107V106H178ZM67 108V107H66ZM106 108V107H105ZM111 107H109L108 109H110ZM118 108V107H117ZM133 108V107H132ZM153 108V109H154ZM43 109V108H42ZM56 109V108H55ZM104 109V108H103ZM119 109V108H118ZM122 109H126V106H125V108H124V106H122L121 107V110ZM131 109V108H130ZM140 109V110H139ZM152 109V110H153ZM168 109V108H167ZM25 110H27V112H28V110L29 109H25L24 108V111L23 112H25ZM49 110H51V108H49ZM49 110H47V111H49ZM59 110H61V109H59ZM63 110V109H62ZM69 110V109H68ZM72 110V109H71ZM91 110V109H90ZM92 110H94V111H96V109H93V107H92ZM123 110V111H124ZM139 110V111H138ZM138 113L139 114H137L136 112H134V113H136L137 115H135L136 117H146L145 119H147L148 121H149V123H151L152 125H153V121H154V115L152 114L153 113V111H151L150 113H148L147 115H144L143 113H144V107L142 106V108L140 107H138ZM145 110V111H146ZM47 111H44V113L45 114H50L51 113V111H49V112H47ZM55 111H58V110H55ZM105 111V110H104ZM26 112V113H27ZM64 112H68V111H64ZM91 112V111H90ZM89 112V113H90ZM100 112H102V111H100ZM105 112H107V111H105ZM116 112H117V110H116ZM124 112H126L127 113V109H126V111H124ZM54 113V112H53ZM63 113V112H62ZM93 113H95V112H93ZM92 113V114H93ZM131 112H129V114H130ZM133 113V112H132ZM155 113V112H154ZM177 113H175V115H177ZM22 114V113H21ZM60 114H61V112H60ZM168 114H170L171 116H174V117H169L168 116ZM212 114V117L211 118H208V116L209 115H211ZM53 115V114H52ZM67 115V114H66ZM65 115V116H66ZM119 115H121V113H119ZM134 115V114H133ZM14 116V115H13ZM18 116H20L19 115V113H17V119H18ZM101 116V115H100ZM8 117V116H7ZM12 117V116H11ZM16 116H14V118H15ZM80 117V116H79ZM124 118L125 117H127L126 115L125 116H123ZM131 117V116H130ZM210 117V116H209ZM13 118V119H14ZM37 118V117H36ZM96 118H97V116H96ZM124 118L122 119V120H124ZM134 118V117H133ZM157 118V116L155 117V119ZM158 118H159V116H158ZM3 119V118H2ZM1 119V120H2ZM11 119V118H10ZM31 119V118H30ZM71 119V118H70ZM98 119V118H97ZM125 119H127V118H125ZM145 119H143V121L145 120ZM221 119H226V120H228V121H231V129L229 130V131H227V130H224V129H222L223 128V124H222V122H221ZM15 120V119H14ZM71 120H76V116H75V119L73 118V119H71ZM83 120H85V119H83V118H81V122L83 121ZM100 120V119H99ZM157 120V119H156ZM12 121V120H11ZM17 121H19V119L17 120ZM16 121V122H17ZM77 122H79V120H76ZM135 121H137V120H135ZM147 121V122H148ZM190 121H193V122H190ZM7 122H9L8 120H7ZM6 121H5V123H7ZM56 121L54 120V117H52L51 119H46V120H34L33 121V123H31V128H32V130L33 129H35V131H38V130H42V129H44V130H46L47 129V131L48 130H57V125H54V123H55ZM75 122V121H74ZM87 122V121H86ZM130 122V121H129ZM15 123V122H14ZM18 123H20V122H18ZM69 123V122H68ZM121 123V122H120ZM128 123V122H127ZM10 124H12V122L10 123ZM30 124V123H29ZM58 124H60V123H58ZM122 124V123H121ZM138 124H139V122H138ZM143 124V123H142ZM141 123H140V125H142ZM158 124H159V122H158ZM160 124H161V122H160ZM5 125V124H4ZM3 125V127H5V126H7V125H5L4 126ZM13 125H15V124H12V125H10V127L11 126H13ZM17 125V124H16ZM61 125V124H60ZM59 125V126H60ZM77 125V124H76ZM133 125V124H132ZM155 125H157V122H156V124H154V126ZM199 125H201V126H199ZM8 126H9V123H8ZM8 126H7V128L5 127V128H3V130H5V129H8ZM69 126V125H68ZM144 126V125H143ZM198 126H199V128H200V130L198 129ZM50 127V128H49ZM66 127V126H65ZM64 127V128H65ZM91 127V126H90ZM133 127V126H132ZM140 127V126H139ZM18 127H16V129H17ZM63 128V129H64ZM85 128H88L87 126H85ZM102 128V127H101ZM23 129V128H22ZM126 129V128H125ZM148 129V128H147ZM90 130H91V128H90ZM132 130H134V129H132ZM47 131H45V132H47ZM5 132V131H4ZM55 132V131H54ZM104 132V131H103ZM130 132H132V133H130V135L132 136V134L134 133V135H135V132H137V130H135V131H130ZM20 133V132H19ZM39 133V132H38ZM59 133V132H58ZM113 133V132H112ZM152 133V132H151ZM18 134V133H17ZM104 134V133H103ZM114 134H116V135H114ZM113 134V136H111V137H113L114 139H115V137L114 136H116L117 138H120L121 137V134L119 133V132H116V133H114ZM137 135H138V133H136ZM42 135V134H41ZM57 135V134H56ZM56 135L54 136V137H56ZM100 135H102V132L100 131ZM124 135H125V133H124ZM128 135H129V133H128ZM128 135H127V137H128ZM134 135H133V139H132V137L131 136H129L128 138L130 139H132V140H134ZM144 135V134H143ZM196 135V136H195ZM205 135V134H204ZM255 135V136H254ZM103 136H105L106 137V134H104ZM103 136H100L101 138L99 139L98 137H96L97 138V140L99 139L100 141H104L105 139H103ZM149 136V135H148ZM158 136V137H159ZM9 137H10V135H9ZM104 137V138H105ZM140 137H143L142 135L140 136ZM125 138V137H124ZM128 138H125V141H124V143H128L129 141L131 142V139L129 140V141H126ZM135 138H137V136H135ZM56 139L58 140V141H60V143H61V141H64L66 144H67V141H65V138L62 136V135H60V134H58V136L56 137ZM67 140H68V137L66 138ZM103 139V140H102ZM157 139V140H156ZM264 139V138H263ZM10 140V139H9ZM96 140V141H97ZM122 140V143H123V139H121ZM148 140L150 141L149 142V144L148 143H146V142H148ZM154 140H156V141H154ZM167 140V141H168ZM44 141H45V139H44ZM100 141H98V142H100ZM204 141H205V139H204ZM209 141V140H208ZM18 142V141H17ZM16 142V143H17ZM62 143V144H65V143ZM87 142V141H86ZM98 142H97V144H98ZM132 143V142H131ZM166 143V144H165ZM215 143V142H214ZM238 143V144H239ZM94 144V143H93ZM223 144V143H222ZM71 145V144H70ZM72 145H73V143H72ZM120 146H121V144H120ZM175 146V145H174ZM221 146V145H220ZM90 147V146H89ZM117 147V146H116ZM223 148H215V146H212V147H210L209 148V150L210 151H212V153L213 154H219V155H223L224 154V152H226L227 150H226V148H225V145L224 146H222ZM238 147H239V145H238ZM84 148V147H83ZM102 148V147H101ZM107 148H109V151L113 148L112 146L111 147H109V146H107V147H105V149H107ZM111 148V149H110ZM115 148V147H114ZM161 148V149H162ZM90 149V148H89ZM88 149V150H89ZM94 150L96 149L95 147L93 148ZM104 149V148H103ZM119 149V148H118ZM162 149V151H164ZM237 149H239V148H237ZM28 150V149H27ZM85 150L86 149H83V152L86 154V156H87V158H91L92 157V149L88 152V153H86L85 152ZM93 150V151H94ZM114 150V149H113ZM158 151L160 150V149H157ZM201 150V151H200ZM205 150V152L202 154V152ZM29 151V150H28ZM209 151V152H210ZM229 151V150H228ZM231 151V150H230ZM229 151V152H230ZM232 151H233V149H232ZM231 151V152H232ZM239 151H241V150H239ZM31 152V151H30ZM33 152H35V150L33 151ZM36 152H38V151H36ZM36 152H35V154L34 155H36ZM42 152V151H41ZM41 152H38L37 153V158L36 159H39V153H41ZM121 152H120V154H121ZM29 153V152H28ZM50 154V153H48V152H46L45 151V153H41V155L42 156H44V159L46 158V159H49V157H52V156H48V157H46L47 156V154ZM80 153V152H79ZM158 153H160V151L158 152ZM183 153V154H184ZM228 153V152H227ZM250 153V152H249ZM260 153H262V152H260ZM260 153H256L257 155H254L255 156V158L253 159V162H255L257 165H258V163H261L262 165L260 166L259 165V167H264V156L262 155V154H260ZM157 154V153H156ZM180 154V153H179ZM251 154V153H250ZM264 154V153H263ZM13 155V154H12ZM51 155H52V153H51ZM55 154H53V156H54ZM68 155H70V154H68ZM74 155H76L77 156V154H74ZM84 155V154H83ZM126 155V154H125ZM157 155H159V154H157ZM177 155V154H176ZM175 155V156H176ZM227 155H229V153L227 154ZM226 155V156H227ZM242 155L244 156V159H246L245 160V164H247L248 163V160H249V154L248 153H242ZM252 155V154H251ZM10 156V155H9ZM17 156V155H16ZM31 156H32V154H31ZM75 156V157H76ZM96 156V155H95ZM122 156H124V153H123V155ZM174 156V157H175ZM180 156V155H179ZM211 156V155H210ZM225 156V155H224ZM225 156V157H226ZM253 156V157H254ZM3 157H5V155L3 156ZM41 157V156H40ZM72 157V156H71ZM121 157V156H120ZM125 157V156H124ZM123 157V158H124ZM173 157V158H174ZM218 157V156H217ZM216 157V158H217ZM224 157V158H225ZM232 157V156H231ZM239 157V156H238ZM32 158V157H31ZM119 158V157H118ZM155 158V157H154ZM156 158H158V160L160 159V155L158 156V157H156ZM155 158V159H156ZM176 158V157H175ZM184 158V157H183ZM215 158V159H216ZM235 158H236V156H235ZM242 158V157H241ZM5 159V158H4ZM35 159V158H34ZM40 159H43L42 157L40 158ZM83 159H85V161H87L88 159H86V157H84ZM165 159V158H164ZM190 159H188V161L189 162H191V160ZM200 159H202V157L200 158ZM208 159V157H206V160ZM226 159V158H225ZM233 159H234V157H233ZM33 160V159H32ZM50 160V159H49ZM52 160V159H51ZM71 160V159H70ZM76 160V159H75ZM168 160V159H167ZM169 160H170V158H169ZM205 160V161H206ZM235 160V161H234ZM233 161L234 162H237V160L236 159H234ZM37 161H40V160H37ZM160 161L162 162V161H164V160H159V161H157L158 163H160ZM176 161H177V159H176ZM186 162L187 164L189 163V162ZM202 161H204V160H202ZM213 161H214V159H213ZM221 161H222V159H221ZM226 161H227V159H226ZM250 161V160H249ZM174 162V161H173ZM192 162H194V160H192ZM220 162V161H219ZM230 162V161H229ZM244 162V161H243ZM252 162V161H251ZM47 163V162H46ZM175 163V162H174ZM198 163V164H197ZM65 164V163H64ZM150 164V163H149ZM178 164L180 165V162H178ZM197 164V165H196ZM228 164H230V163H228ZM227 164V165H228ZM44 165V164H43ZM79 165V164H78ZM166 164H164V166H165ZM218 165V164H217ZM232 165H233V163L230 165L231 166V168H233L232 167ZM257 165H255L256 167H257ZM31 166H33V164L31 165ZM167 166V165H166ZM165 166V167H166ZM199 166H203V164H201V165H199ZM215 166V165H214ZM219 166H220V164H219ZM251 166H254V164L253 165H251ZM36 167V166H35ZM39 167V166H38ZM63 167V166H62ZM65 167V166H64ZM81 167V166H80ZM147 167V166H146ZM168 167V166H167ZM211 167V166H210ZM216 167V166H215ZM228 167H229V165H228ZM72 168H73V166H72ZM181 168V167H180ZM184 168V167H183ZM197 168H198V166H197ZM218 168V167H217ZM223 168V167H222ZM44 169V168H43ZM151 169V168H150ZM168 169H169V167H168ZM167 169V170H168ZM174 169H176V167L174 168ZM188 169V168H187ZM190 169H191V167H190ZM190 169H189V171H190ZM195 170H196V168H194ZM199 169V168H198ZM228 169V168H227ZM234 169V168H233ZM164 170V169H163ZM173 170V169H172ZM184 170V169H183ZM195 170H193V171H195ZM203 170H204V168H203ZM216 170V169H215ZM224 170H225V167H224ZM223 170V171H224ZM231 170V169H230ZM69 171V169L67 168L66 169V171H65V174H66V172H68ZM185 171H186V168H185ZM185 171H183V172H185ZM200 171H201V169H200ZM226 171V170H225ZM12 172V171H11ZM76 172V171H75ZM99 172V171H98ZM97 172V173H98ZM102 172H100V173H102ZM168 172V171H167ZM166 172V173H167ZM169 172H171V171H169ZM196 172H199V171H196ZM195 172V173H196ZM204 172L206 173V171L204 170ZM221 172V171H220ZM219 172V173H220ZM8 173V172H7ZM15 173V172H14ZM49 173H51L50 171H49ZM53 174H55V172H52ZM52 173L50 174L51 176H53L52 175ZM77 173H78V171H77ZM106 173L107 172H103L102 174L104 175V176H97V178H98V185H99V187H102V184H104V183H107V182H109L110 183V185L111 186H115V182L116 181H118V180H116V181H113V180H109V179H103V178H106L105 176H106ZM111 173V172H110ZM172 173V172H171ZM193 173V172H192ZM194 173V174H195ZM213 173V172H212ZM219 173H218V176H219ZM10 174V173H9ZM56 174H57V172H56ZM188 174V173H187ZM208 174L210 175V172H208ZM207 174V176H209ZM216 174V173H215ZM59 175V174H58ZM75 175H77V174H75ZM125 175V174H124ZM170 175V174H169ZM193 175V174H192ZM196 175H197V173H196ZM13 176V175H12ZM81 176V175H80ZM191 176V175H190ZM206 176V177H207ZM212 176H214V177H212ZM210 178L209 177H207L208 178V180L206 179V177H204L205 179H206V181H199V182H196V180L195 181H193V183H194V185L196 186L197 184L199 185V187H194V189H195V192L197 193V195L198 196H201L200 194H202V196H201V199L203 198V197H206L207 198V196L206 195H208V194H210V192H209V186L211 185V186H213V183L212 182H215L216 181V179H220L221 178V174H220V177H218L217 175H212ZM16 177V176H15ZM14 177V178H15ZM100 177V178H99ZM157 177H158V175H157ZM161 177V176H160ZM182 177H184V176H182ZM195 177V176H194ZM218 177V178H217ZM84 178V177H83ZM82 178V180H84ZM121 178V179H122ZM127 178V179H126ZM165 178V177H164ZM166 178H167V176H166ZM178 178V177H177ZM79 179H81V178H79ZM99 179H100V182H99ZM159 179H161L162 180V178H159ZM187 179V178H186ZM204 179V180H205ZM210 179L212 180V181H210ZM214 179H215V181H214ZM223 179H224V177H223ZM85 180H87L86 179V177H85ZM156 180H157V178H156ZM166 179H164V180H162V181H165ZM168 180V179H167ZM182 180V179H181ZM191 180V179H190ZM240 180H241V185H243L242 183L244 182V185H245V182H246V185L249 187V188H252V189H254L257 193H262L261 192V190H264V180L263 179H261V178H257V179H248V178H245V177H240ZM13 181V180H12ZM123 181V180H122ZM162 181H160V182H162ZM170 181V180H169ZM171 181H174V179L172 180L171 179ZM183 181V180H182ZM181 181V182H182ZM184 181L185 182H187L185 179H184ZM180 182L181 184H182V186L181 187H184L185 185H186V183L185 182ZM192 181V180H191ZM220 181H222L221 179H220ZM23 182V181H22ZM25 182V181H24ZM77 182H78V180H77ZM159 182V181H158ZM165 182H167V181H165ZM164 182V183H165ZM175 182H176V180H175ZM179 182V178H178V181H177V183ZM189 182V181H188ZM201 182H204V186H208V187H206V188H203V183H201ZM217 182V181H216ZM19 183V182H18ZM79 183V182H78ZM153 183H156V182H153ZM163 183V182H162ZM192 183V182H191ZM218 184L217 185H219V186H215L216 187V189H218V190H223V187H222V185L223 184H220L219 182H217ZM222 183V182H221ZM224 183H226V180L224 181ZM25 184H27V183H25ZM25 184H22L21 182H20V185H25ZM69 184H71L70 182H68V184H67V182H66V185H69ZM183 184H185V185H183ZM202 184V185H201ZM216 184V183H215ZM227 184V183H226ZM146 185H148V184H146ZM160 185V184H159ZM166 185V184H165ZM178 185V184H177ZM200 185H201V187H200ZM221 185V186H220ZM230 184L228 183V186H229ZM238 185H239V183H238ZM241 185H240V187H241ZM35 186V185H34ZM71 186V185H70ZM110 186V187H111ZM164 186V185H163ZM224 186V185H223ZM40 187V186H39ZM62 187H64V186H61V189H63ZM69 187V186H68ZM214 187V188H215ZM243 187V186H242ZM19 188V187H18ZM225 188V187H224ZM59 189V188H58ZM65 189V188H64ZM104 189V188H103ZM112 189V188H111ZM212 189V188H211ZM235 189V188H234ZM237 189V188H236ZM235 189V190H236ZM248 189V188H247ZM39 190V189H38ZM38 190H36V191H38ZM66 190H68V189H66ZM179 190V189H178ZM233 190V189H232ZM240 189H238V191H239ZM58 191H61V190H58ZM58 191H57V195H58ZM170 191V190H169ZM210 191H212V190H210ZM234 191V190H233ZM237 191V190H236ZM235 191V192H236ZM249 191H251L252 192V190H249ZM39 192V191H38ZM56 192V191H55ZM63 192V191H62ZM164 192V191H163ZM163 192H161V194L163 193ZM209 192V193H208ZM250 192V194H252ZM31 193V192H30ZM41 193H43V192H41ZM222 193V192H221ZM240 193H242L241 194V197H240V200H241V203H242V201L243 200H245L244 201V203L243 204H241L240 205V214L242 213L244 216L245 215H254L253 214V210L251 209V206H250V200H251V198H250V196L248 197V195H247V197L245 198L244 197V194L245 193H243V191H241ZM255 193V192H254ZM44 194V193H43ZM161 194H158L159 195V198L162 200V195H164L165 193H163L162 195ZM168 194H169V192H168ZM195 194V193H194ZM238 194V193H237ZM38 195V194H37ZM40 195V194H39ZM45 195H46V193H45ZM86 195V194H85ZM193 195V194H192ZM211 195V194H210ZM226 195H227V193H226ZM260 195V194H259ZM262 195H263V193H262ZM168 196V195H167ZM231 196V195H230ZM96 196H94V198H95ZM119 196L118 195H112V198L113 199H116V198H118ZM217 197V196H216ZM215 197V198H216ZM224 197V196H223ZM244 197V198H243ZM252 197V196H251ZM121 198L123 199V201H124V203H125V205L126 206H130L131 205V203H133V204H135L134 202H132L131 201V199H130V197H128V196H126V195H124L123 194V196L121 195ZM170 198V197H169ZM222 198V197H221ZM228 198H229V196H228ZM234 198H237V197H232V200L234 199ZM258 198V197H257ZM121 199V200H122ZM134 199V198H133ZM171 199V198H170ZM225 199H226V197H225ZM56 200V197L54 196V195H52V196H48L47 198H46V202H48V205H49V208H47V210L46 211H44V213H43V219L45 220V221H47V222H55V223H57L61 228H63V229H66V230H74V231H78V227L77 226H72L71 224H69L65 219H67V217L65 216L66 215V213L65 212H67V211H65V212H63L64 213V217H65V219L63 218V216H61V215H59V214H57L56 212H55V210H53V209H51L52 207H54L55 205H54V201ZM102 200H103V198H102ZM118 200H120V199H118ZM164 200V199H163ZM214 200V199H213ZM212 200V201H213ZM231 200V199H230ZM2 201V200H1ZM99 201V200H98ZM115 201V200H114ZM216 201V200H215ZM214 201V202H215ZM237 201V200H236ZM2 202H4V201H2ZM57 202V201H56ZM223 202V201H222ZM230 202V201H229ZM176 202L174 201V204H175ZM216 204H217V201L215 202ZM226 203H227V201H226ZM59 204V203H58ZM211 204V202H209V204L207 205L208 206V208H211V206H212V204H211V206H209ZM57 205V204H56ZM98 205V204H97ZM96 205V206H97ZM201 205H202V203H201ZM219 205V207H220V203L218 204ZM134 206V205H133ZM176 206H178L179 207V209H181L182 211L183 210H185V208H186V206L184 205V203H182L181 201H178V203H177V205ZM232 206H234V205H232ZM237 206V205H236ZM5 207V206H4ZM188 207V206H187ZM203 207V206H202ZM226 207H228V206H226ZM225 207V208H226ZM98 208V207H97ZM191 209H192V207H190ZM213 208H217V205H216V207L214 206ZM231 208V207H230ZM65 209H67L66 207H65ZM134 209V208H133ZM235 209V208H234ZM193 210V209H192ZM218 210V209H217ZM216 209L215 210H211L210 212H208V213H210L209 215L211 216V217H215L216 219H217V217H218V215H219V213H220V211H217ZM231 210V209H230ZM229 210V212H232V211H230ZM237 210V209H236ZM235 210V211H236ZM71 211V210H70ZM99 211V209L96 211V212H98ZM188 211V210H187ZM193 211H195V210H193ZM207 211H209V210H207ZM226 211V210H225ZM141 213H143V215H145V213H144V211H140ZM206 212V211H205ZM228 212V211H227ZM228 212V213H229ZM234 212V211H233ZM99 213V212H98ZM226 213V212H225ZM152 214H153V210L152 211H148V212H146V215L148 216H145V218H149V219H152ZM192 214V213H191ZM164 215V214H163ZM205 215V214H204ZM231 215H233V213L231 214ZM231 215H228V217L230 218V216ZM69 216H71V215H69ZM97 216V215H96ZM109 216H110V214H109ZM187 216V215H186ZM222 216H224L225 217V215H222ZM72 217V216H71ZM164 217H166V216H164ZM185 217V216H184ZM227 217V216H226ZM232 217V216H231ZM25 218V217H24ZM172 217H168V219H171ZM205 218H210V217H208V216H206ZM253 218V217H252ZM254 218H256V217H254ZM167 219V218H166ZM168 219H167V221H168ZM68 220V219H67ZM208 220V219H207ZM136 221V220H135ZM162 221H163V219H162ZM161 221V222H162ZM166 221V220H165ZM214 221V220H213ZM132 223H133V221H131ZM130 222V223H131ZM158 222V224H159V221H157ZM130 223H128V224H130ZM135 223V222H134ZM156 223V222H155ZM205 223V222H204ZM2 224V223H1ZM0 224V225H1ZM127 224V225H128ZM162 224V223H161ZM124 225V224H123ZM160 225V224H159ZM227 225V224H226ZM230 225V224H229ZM137 227L139 226L138 224L136 225ZM147 226V225H146ZM142 227V226H141ZM145 227V226H144ZM161 227V226H160ZM166 227V226H165ZM1 228V227H0ZM125 228V227H124ZM123 228V229H124ZM127 229H129L128 227H126ZM140 228V227H139ZM218 229H219V233L221 234V236H222V238H223V240L224 241H227V243H230V242H233L235 245H234V248H231L232 249V251H230L228 248H225L224 246H223V249H222V261H221V264H258L259 263V257L261 256L262 257V255L264 254V235L262 236V237H258V251H257V246L256 247H250L249 245H248V248L246 249V243L244 242V234H242L241 232H239V231H234V230H232V229H228L227 230V228H225V227H222V225H220L219 227H217ZM231 228V227H230ZM43 229V228H42ZM234 229H236V228H234ZM44 230V229H43ZM45 230H46V228H45ZM256 230V229H255ZM254 230V231H255ZM2 231V230H1ZM93 231V230H92ZM123 231V230H122ZM196 231H198V229L196 230ZM200 231V230H199ZM31 232H32V235H33V238H35L36 239V241L38 242L37 244H39V246H41L42 248H43V252H44V254L45 255H47V253H49L50 251L52 252V254L51 255H54L53 256V258H52V260L54 261L55 259H56V257H57V253L60 251V249H59V247H58V243H56L50 236H42V235H40L39 233H38V231L36 230V229H32L31 230ZM89 232H91V231H89ZM94 232V231H93ZM167 232V231H166ZM169 232H171V231H169ZM195 232V231H194ZM201 232V231H200ZM4 233V232H3ZM126 233H128V232H126ZM183 233V232H182ZM169 234V233H168ZM202 234V233H201ZM89 235V234H88ZM191 235V234H190ZM197 235H198V233H197ZM127 236H129L128 234H127ZM203 236V235H202ZM249 236V235H248ZM119 237H120V235H119ZM192 237V236H191ZM196 237V235L194 236V238ZM199 237H201V235L199 234ZM129 238V237H128ZM193 238V239H194ZM197 238V237H196ZM195 238V239H196ZM201 238H203V237H201ZM201 238H200V240H201ZM159 239V238H158ZM192 239V238H191ZM198 240H199V238H197ZM96 240V239H95ZM98 240V239H97ZM197 240V241H198ZM67 241V240H66ZM191 241V243H192V240H190ZM194 241V240H193ZM172 242V241H171ZM223 242V241H222ZM35 243V242H34ZM204 243V242H203ZM208 243V242H207ZM225 243V242H224ZM252 243H255V241L254 242H252ZM5 244V243H4ZM169 244V243H168ZM171 244V243H170ZM169 244V245H170ZM198 244V243H197ZM201 244V243H200ZM205 244V248H211V247H209V245L208 244H206V243H204ZM28 246V245H27ZM177 246V245H176ZM162 247V246H161ZM187 247V246H186ZM189 247V246H188ZM29 248V247H28ZM27 248V249H28ZM204 248V249H205ZM146 249H148V248H146ZM178 249H181V248H178ZM241 250V253L240 254H238V252ZM30 251V250H29ZM66 251V250H65ZM67 252V251H66ZM26 254V253H25ZM99 254V253H98ZM225 255V256H224ZM48 256V255H47ZM1 257V256H0ZM48 257H50V254H49V256ZM2 258V257H1ZM26 258V257H25ZM17 259V258H16ZM263 259H264V257H263ZM6 261L5 260V258H2L1 259V261ZM20 260V259H19ZM44 260V259H43ZM46 261V260H45ZM5 263V262H4ZM72 263V262H71ZM148 263V262H147ZM202 263H204V262H202ZM202 263H199V264H202ZM186 264V263H185ZM205 264V263H204Z\"/></svg>","mask_w":264,"mask_h":264}]
</instances>
